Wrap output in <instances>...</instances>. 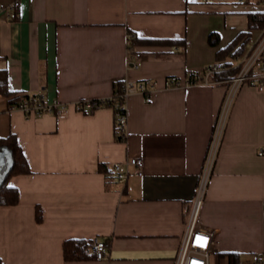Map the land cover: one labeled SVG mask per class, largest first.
I'll return each mask as SVG.
<instances>
[{
    "label": "crops",
    "instance_id": "0c3cea01",
    "mask_svg": "<svg viewBox=\"0 0 264 264\" xmlns=\"http://www.w3.org/2000/svg\"><path fill=\"white\" fill-rule=\"evenodd\" d=\"M14 1L0 0V89L73 105L111 97L121 80L154 79L158 88L152 101L139 91L127 97L125 140L112 106L26 114L0 91V136L17 134L32 169L10 178L19 202L0 205L3 264H100L63 254L66 239L97 237L110 238L106 264H174L230 83L168 88L165 80L217 63L264 0H20L12 19ZM263 30H251L243 54ZM131 49L142 53L138 68L128 64ZM262 147L264 92L245 83L229 103L199 218L214 231V250L243 261L264 250ZM135 156L144 173L130 166L120 182L115 164Z\"/></svg>",
    "mask_w": 264,
    "mask_h": 264
},
{
    "label": "built area",
    "instance_id": "2783aa9c",
    "mask_svg": "<svg viewBox=\"0 0 264 264\" xmlns=\"http://www.w3.org/2000/svg\"><path fill=\"white\" fill-rule=\"evenodd\" d=\"M225 0H206L208 3L222 2ZM20 6V0H15L9 8V17L16 19L17 8ZM4 7H0V10ZM130 39V35H129ZM131 41V40H130ZM142 53L132 50L129 52L128 64L133 68L140 66L139 60ZM241 69L239 73L229 81L230 91L227 102L219 115L216 123L215 132L206 158L205 166L201 176L200 184L197 194L193 200L187 221L184 234L181 238L177 254L174 258V264H211L210 256L215 251V234L212 229L201 226L199 222L201 209L205 192L213 173L214 165L217 159L218 151L220 148L222 136L226 126L229 103L233 99L236 91L245 83L254 84L258 90L264 92V30L259 39L254 43L253 47L245 54L240 56ZM226 67L222 62L209 64L203 71L194 72L189 74L187 79H183L178 75L168 76L165 80V85L168 88L172 87H188L191 85L213 84L221 80H214L213 75ZM158 88V82L154 79H145L137 82L124 80L122 92L117 95L115 103H119L120 108L116 111L118 132L125 137L127 136V97L133 91L143 93L147 101H152V91ZM100 98L94 100H79L73 105L63 102L59 99L50 100L44 94H29V96L21 95L19 103L12 105L13 107L20 108L26 114L41 115L44 113L64 114L69 112L71 105L78 111H83L86 107L96 108L102 106L103 103L111 99ZM260 154H264V147L260 150ZM145 161L141 156H135L125 162L115 164L114 171L117 179L120 182H125L130 175V166L136 168V173L142 175L144 173ZM262 214L264 217V201ZM201 237L202 240H197ZM109 244L102 238H94L89 245L87 252L93 258L106 264L108 257ZM241 264H264V250L255 252L251 255L250 260L243 261Z\"/></svg>",
    "mask_w": 264,
    "mask_h": 264
},
{
    "label": "trees",
    "instance_id": "16d2710c",
    "mask_svg": "<svg viewBox=\"0 0 264 264\" xmlns=\"http://www.w3.org/2000/svg\"><path fill=\"white\" fill-rule=\"evenodd\" d=\"M249 30L239 32L235 38L225 47L218 49L217 60L226 65L224 69L215 73L213 78L216 80H230L235 77L240 69L241 64L237 59L245 52L247 43L251 39L252 29L264 28V12L252 13L249 19ZM131 43L135 41V36L129 33ZM171 42H175L171 40ZM209 42L212 45L220 43V35L217 32H212L209 35ZM253 82V81H252ZM251 82V83H252ZM124 80L116 83V90L111 99L106 100L103 105L112 106L117 111L120 108L119 103H115L117 95L122 92ZM5 95L9 97L10 105L19 103L21 96L14 95L7 88L0 89ZM25 96H29L25 95ZM116 134L117 139L125 140L126 137L118 132V122L116 116ZM5 161L4 165L0 164V205H15L20 200L19 189L10 185V178L17 174L31 173L32 169L26 154L19 142L16 133L12 132L7 136H0V160ZM99 169L103 172L109 173L110 169L106 164L100 163ZM38 220L42 219L41 209H37ZM110 244V238H102ZM93 239L85 238H69L63 243V254L66 261L70 260H88L93 256L87 252L89 245ZM219 258L225 260L227 264H241L243 257L238 252H218ZM0 264L3 261L0 257Z\"/></svg>",
    "mask_w": 264,
    "mask_h": 264
},
{
    "label": "rangeland",
    "instance_id": "374dc122",
    "mask_svg": "<svg viewBox=\"0 0 264 264\" xmlns=\"http://www.w3.org/2000/svg\"><path fill=\"white\" fill-rule=\"evenodd\" d=\"M220 250H216L211 254L210 261L211 264H227V262L221 258H219L218 252Z\"/></svg>",
    "mask_w": 264,
    "mask_h": 264
},
{
    "label": "water",
    "instance_id": "95a60500",
    "mask_svg": "<svg viewBox=\"0 0 264 264\" xmlns=\"http://www.w3.org/2000/svg\"><path fill=\"white\" fill-rule=\"evenodd\" d=\"M5 162L3 159L0 160V164L3 165Z\"/></svg>",
    "mask_w": 264,
    "mask_h": 264
},
{
    "label": "snow or ice",
    "instance_id": "6c2138e0",
    "mask_svg": "<svg viewBox=\"0 0 264 264\" xmlns=\"http://www.w3.org/2000/svg\"><path fill=\"white\" fill-rule=\"evenodd\" d=\"M197 240L199 241V240H202V238L201 237H197Z\"/></svg>",
    "mask_w": 264,
    "mask_h": 264
}]
</instances>
